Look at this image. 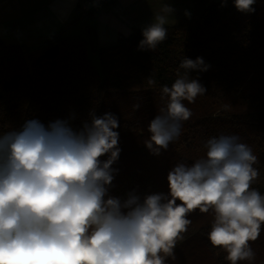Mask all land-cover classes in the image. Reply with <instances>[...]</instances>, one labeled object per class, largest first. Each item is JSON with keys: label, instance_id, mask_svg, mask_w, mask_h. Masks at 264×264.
Wrapping results in <instances>:
<instances>
[{"label": "clouds", "instance_id": "1", "mask_svg": "<svg viewBox=\"0 0 264 264\" xmlns=\"http://www.w3.org/2000/svg\"><path fill=\"white\" fill-rule=\"evenodd\" d=\"M233 3L251 13L256 0ZM174 11L163 3L154 13L142 29L141 50L167 38ZM208 67L200 57H183L174 82L161 88L166 103L144 140L152 155L181 135L192 115L184 101L206 92L190 73ZM119 126L111 112L90 111L78 129L70 119L47 126L32 119L0 134V264H165L197 209L213 214L207 239L229 264H251L250 242L264 225V195L252 187L259 175L252 148L236 135L213 136L203 157L171 168L166 194L133 190L117 197L110 189L119 171L113 167L121 152Z\"/></svg>", "mask_w": 264, "mask_h": 264}, {"label": "trees", "instance_id": "2", "mask_svg": "<svg viewBox=\"0 0 264 264\" xmlns=\"http://www.w3.org/2000/svg\"><path fill=\"white\" fill-rule=\"evenodd\" d=\"M81 5L79 0L82 20L99 12L82 17ZM253 8L242 13L233 0H193L192 14L166 26L167 38L153 50L139 48V29L98 48L94 29L86 26L85 38L51 37L30 68L24 60L26 47L0 41V134L32 119L45 126L70 119L78 129L90 111L97 116L111 112L120 125L121 152L113 165L119 171L110 189L117 197L133 190L141 196L166 194L175 164L203 157L204 144L213 136L236 135L257 156L259 175L252 187L264 195V0H256ZM89 52L97 55L100 71ZM183 57H200L209 66L190 73L206 92L191 104L184 101L191 117L182 122L181 135L155 156L144 146L147 127L165 105L161 88L174 82ZM150 77L155 84L148 83ZM188 218L192 223L165 264H229L226 253L207 239L211 211L197 209ZM250 244L255 252L251 264H264V225Z\"/></svg>", "mask_w": 264, "mask_h": 264}, {"label": "crops", "instance_id": "3", "mask_svg": "<svg viewBox=\"0 0 264 264\" xmlns=\"http://www.w3.org/2000/svg\"><path fill=\"white\" fill-rule=\"evenodd\" d=\"M163 3L175 9L166 26H174L193 11V0H115L82 20L78 0H0V41L26 47L24 60L30 68L51 37L85 38L89 26L95 31L97 47H108L119 36L127 37L149 25Z\"/></svg>", "mask_w": 264, "mask_h": 264}, {"label": "built area", "instance_id": "4", "mask_svg": "<svg viewBox=\"0 0 264 264\" xmlns=\"http://www.w3.org/2000/svg\"><path fill=\"white\" fill-rule=\"evenodd\" d=\"M82 17L89 15L92 11H100L108 8L115 0H80ZM79 2V0H78Z\"/></svg>", "mask_w": 264, "mask_h": 264}, {"label": "rangeland", "instance_id": "5", "mask_svg": "<svg viewBox=\"0 0 264 264\" xmlns=\"http://www.w3.org/2000/svg\"><path fill=\"white\" fill-rule=\"evenodd\" d=\"M89 58L93 66L96 68L97 71H100L99 61L97 55L93 56L92 53L89 52Z\"/></svg>", "mask_w": 264, "mask_h": 264}]
</instances>
